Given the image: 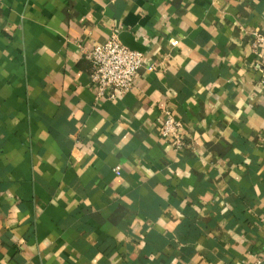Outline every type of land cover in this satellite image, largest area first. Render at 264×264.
Returning <instances> with one entry per match:
<instances>
[{"label": "crops", "instance_id": "crops-1", "mask_svg": "<svg viewBox=\"0 0 264 264\" xmlns=\"http://www.w3.org/2000/svg\"><path fill=\"white\" fill-rule=\"evenodd\" d=\"M113 33L144 64L97 100ZM257 35L264 0H0V264H264Z\"/></svg>", "mask_w": 264, "mask_h": 264}, {"label": "built area", "instance_id": "built-area-1", "mask_svg": "<svg viewBox=\"0 0 264 264\" xmlns=\"http://www.w3.org/2000/svg\"><path fill=\"white\" fill-rule=\"evenodd\" d=\"M262 44L263 50L259 53V71L261 82L264 83V37L257 35L254 46L258 49ZM92 64L91 82L96 90V99L112 98L111 92L115 90L127 92L134 88L139 70L144 64V54L125 45L117 33L105 44L95 45L85 52ZM161 131L165 138L169 139L176 148L187 145L183 137V123L171 109L162 111ZM119 173V169H117ZM264 262V253L260 258Z\"/></svg>", "mask_w": 264, "mask_h": 264}]
</instances>
